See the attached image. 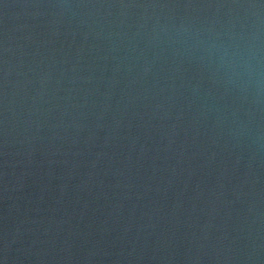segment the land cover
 Segmentation results:
<instances>
[{
	"label": "water",
	"instance_id": "95a60500",
	"mask_svg": "<svg viewBox=\"0 0 264 264\" xmlns=\"http://www.w3.org/2000/svg\"><path fill=\"white\" fill-rule=\"evenodd\" d=\"M264 0H0V264H264Z\"/></svg>",
	"mask_w": 264,
	"mask_h": 264
},
{
	"label": "clouds",
	"instance_id": "9594fccd",
	"mask_svg": "<svg viewBox=\"0 0 264 264\" xmlns=\"http://www.w3.org/2000/svg\"><path fill=\"white\" fill-rule=\"evenodd\" d=\"M233 70L257 89L264 88V62L259 51L238 50L233 59Z\"/></svg>",
	"mask_w": 264,
	"mask_h": 264
}]
</instances>
